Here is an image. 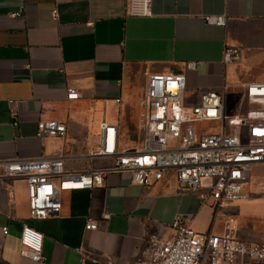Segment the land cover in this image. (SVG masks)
<instances>
[{"label":"crops","instance_id":"obj_1","mask_svg":"<svg viewBox=\"0 0 264 264\" xmlns=\"http://www.w3.org/2000/svg\"><path fill=\"white\" fill-rule=\"evenodd\" d=\"M126 11L124 0H0V163L64 155L67 172L82 171L103 122L118 128L122 149L137 148L148 75L183 74V98L192 95L194 104L209 91L243 95L247 84L264 82V0H152L151 18ZM226 47L240 50L238 61L224 63ZM69 88L78 100H67ZM9 100L17 102V126ZM39 121L64 124L66 137L38 139ZM244 192L219 208L169 177L140 187L128 173H110L102 188L63 193L58 216L34 220L25 180L0 168V264H79L85 256L87 264H141L148 235L172 238L179 216L202 235H222L234 220L241 240L264 242V164L252 168ZM88 219L97 231L85 230ZM24 225L43 235V263L20 256Z\"/></svg>","mask_w":264,"mask_h":264},{"label":"built area","instance_id":"obj_2","mask_svg":"<svg viewBox=\"0 0 264 264\" xmlns=\"http://www.w3.org/2000/svg\"><path fill=\"white\" fill-rule=\"evenodd\" d=\"M126 15L151 18L152 0H124ZM58 21V10L51 13ZM207 23L224 27L225 17H210ZM240 50L224 49L223 61L231 64L240 58ZM144 104V136L135 149H122L118 128L100 124L99 145L81 160L89 167L67 172L68 157L34 161L2 162L6 178H23L27 186L29 215L34 220L58 216L62 194L102 188L110 173H128L131 182L152 187L169 177L184 192L196 194L201 202L211 198L219 208L245 199L246 184L254 166L264 164V82L245 86L242 97L251 105L244 116L227 118L225 92L209 91L198 104H186L183 98L186 78L183 74L148 75ZM80 97L76 89H67V100ZM119 101V100H118ZM14 126L18 125L17 102L8 101ZM216 127L217 132H210ZM197 125H201L198 127ZM67 128L56 121H39L36 137L65 138ZM97 162H107L97 166ZM190 219L177 217L171 225L172 238L148 235L138 262L141 264H264V242H249L237 236L234 220L222 235H202L190 227ZM98 223L88 219L85 230L97 231ZM4 235L8 229L3 228ZM20 256L33 263H43V235L24 225ZM83 257L79 264H87ZM107 264H117L108 262Z\"/></svg>","mask_w":264,"mask_h":264},{"label":"rangeland","instance_id":"obj_3","mask_svg":"<svg viewBox=\"0 0 264 264\" xmlns=\"http://www.w3.org/2000/svg\"><path fill=\"white\" fill-rule=\"evenodd\" d=\"M264 72V65H261V70L259 71L260 74ZM185 103L186 104H194L195 98L192 95L186 94ZM226 114L227 118H231L233 116H244L246 112L251 109V105L242 97L241 92H226ZM200 127L201 125H197ZM204 128L209 129L210 132H217L218 129L210 128L209 124H203Z\"/></svg>","mask_w":264,"mask_h":264}]
</instances>
